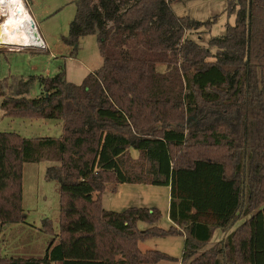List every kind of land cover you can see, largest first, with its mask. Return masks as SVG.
Masks as SVG:
<instances>
[{
	"label": "trees",
	"instance_id": "trees-1",
	"mask_svg": "<svg viewBox=\"0 0 264 264\" xmlns=\"http://www.w3.org/2000/svg\"><path fill=\"white\" fill-rule=\"evenodd\" d=\"M175 1L75 0L65 40L96 35L103 65L81 84L64 70L0 79L6 116L63 126L0 131V264H264V0H228L235 24L209 47L187 32L215 20L179 16ZM43 160L60 184V232L43 257L4 256L3 230L27 221L23 164ZM110 183L169 186L173 225L156 226L155 207L105 209ZM41 229L53 234L52 221ZM216 229L226 236L206 247ZM175 234L181 258L140 247Z\"/></svg>",
	"mask_w": 264,
	"mask_h": 264
},
{
	"label": "rangeland",
	"instance_id": "rangeland-1",
	"mask_svg": "<svg viewBox=\"0 0 264 264\" xmlns=\"http://www.w3.org/2000/svg\"><path fill=\"white\" fill-rule=\"evenodd\" d=\"M33 16L38 32L43 40V48L5 45L0 42V79L4 77L55 76L66 72L68 81L83 83L85 77L103 65L96 35L79 38L76 45L67 43L70 36V23L74 19L77 7L75 0H23ZM179 16H189L200 21L215 20L212 28L202 27L188 31L192 39L209 47V40L222 36L227 24L234 25L236 15L229 13L228 0H176L172 4ZM7 15L0 10V39L2 25ZM216 48H212L215 52ZM165 70L166 66L159 67ZM41 87L36 81L30 96L36 97ZM2 98H0V114ZM33 122V123H31ZM0 131H15L24 137L50 136L60 137L63 132L62 121L30 118H0ZM134 156L138 152L132 151ZM54 162H26L22 169L23 208L27 214L26 223L6 227L1 234L4 256L43 257L54 235L60 232V184L46 178L47 168ZM110 183L107 187L115 185ZM113 189V188H112ZM171 189L169 186H157L141 183H121L115 192L107 191L102 195L105 209L123 211L131 206L155 207L161 212L156 226L169 229L173 223L169 218ZM49 218L53 223V234L42 231L43 221ZM152 225L138 222V228L146 230ZM182 229L179 228V231ZM226 235L220 230L213 235L210 247ZM143 251L160 250L171 256L181 258L184 250V236L181 234L167 237H154L140 242ZM180 264V263H178Z\"/></svg>",
	"mask_w": 264,
	"mask_h": 264
},
{
	"label": "bare ground",
	"instance_id": "bare-ground-1",
	"mask_svg": "<svg viewBox=\"0 0 264 264\" xmlns=\"http://www.w3.org/2000/svg\"><path fill=\"white\" fill-rule=\"evenodd\" d=\"M0 10L7 15L2 25V39L5 45L43 48V40L32 26L31 16L23 0H0Z\"/></svg>",
	"mask_w": 264,
	"mask_h": 264
},
{
	"label": "crops",
	"instance_id": "crops-1",
	"mask_svg": "<svg viewBox=\"0 0 264 264\" xmlns=\"http://www.w3.org/2000/svg\"><path fill=\"white\" fill-rule=\"evenodd\" d=\"M27 8V7H26ZM27 10H28V8H27ZM28 12H29V10H28ZM29 14H30V12H29ZM30 16L33 18V16L30 14ZM33 20H34V18H33ZM35 21V20H34ZM36 22V21H35ZM0 42H2L1 40H0ZM0 98H2V97H0ZM7 118V116L5 115V113H4V111H2V113L0 114V118L2 119V118ZM31 123H33V122H31ZM121 183H116L115 185H112V186H110V187H107V189H106V191L105 192H107V191H113V192H115L116 190H117V188L119 187V185H120ZM113 188V189H112ZM216 231H219V229H216L215 230V232ZM221 231V230H220ZM214 232V233H215ZM222 232V231H221ZM223 233V232H222ZM28 257H31V256H28ZM35 257V256H34ZM55 264H58V263H55Z\"/></svg>",
	"mask_w": 264,
	"mask_h": 264
},
{
	"label": "water",
	"instance_id": "water-1",
	"mask_svg": "<svg viewBox=\"0 0 264 264\" xmlns=\"http://www.w3.org/2000/svg\"><path fill=\"white\" fill-rule=\"evenodd\" d=\"M31 22H32V26L35 27V30H36V32H37V34H38V37L40 38V34H39V32H38L37 26H36V24H35L33 18H31Z\"/></svg>",
	"mask_w": 264,
	"mask_h": 264
}]
</instances>
